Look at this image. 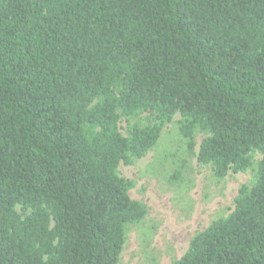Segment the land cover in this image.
I'll return each instance as SVG.
<instances>
[{
    "label": "trees",
    "instance_id": "trees-1",
    "mask_svg": "<svg viewBox=\"0 0 264 264\" xmlns=\"http://www.w3.org/2000/svg\"><path fill=\"white\" fill-rule=\"evenodd\" d=\"M176 115L253 179L172 264H264V0H0V264H119L146 207L118 167Z\"/></svg>",
    "mask_w": 264,
    "mask_h": 264
},
{
    "label": "rangeland",
    "instance_id": "rangeland-1",
    "mask_svg": "<svg viewBox=\"0 0 264 264\" xmlns=\"http://www.w3.org/2000/svg\"><path fill=\"white\" fill-rule=\"evenodd\" d=\"M148 114L136 120L146 125ZM180 116L164 125L157 145L132 165L120 164L118 174L133 181L129 197L146 207V216L126 230L119 264H172L187 251L193 236L212 221L226 218L234 209L241 186L249 185L253 172L228 173L217 180L210 166L197 162L204 134L198 132L189 153L177 129ZM131 122V123H132ZM127 119L119 124L126 135ZM261 157L256 154L255 160ZM19 212V208H17Z\"/></svg>",
    "mask_w": 264,
    "mask_h": 264
}]
</instances>
